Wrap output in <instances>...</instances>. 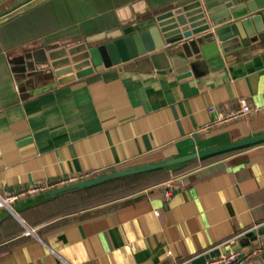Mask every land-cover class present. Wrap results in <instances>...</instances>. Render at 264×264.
Returning a JSON list of instances; mask_svg holds the SVG:
<instances>
[{
    "label": "crops",
    "instance_id": "1",
    "mask_svg": "<svg viewBox=\"0 0 264 264\" xmlns=\"http://www.w3.org/2000/svg\"><path fill=\"white\" fill-rule=\"evenodd\" d=\"M193 1L28 0L14 6L18 0H0V193L184 157L264 133V34L187 40L192 76L186 78L134 59L60 85L31 66L34 52L48 42L102 44L162 8ZM242 100L259 111L201 130L217 118L211 107L229 110ZM196 161L203 162L71 213L55 211L57 199L43 196L17 203V216L0 208V264H174L239 248L245 237L222 243L264 224V141L170 168ZM170 185L173 194L165 198ZM252 247L262 251L244 264H264V234Z\"/></svg>",
    "mask_w": 264,
    "mask_h": 264
},
{
    "label": "water",
    "instance_id": "2",
    "mask_svg": "<svg viewBox=\"0 0 264 264\" xmlns=\"http://www.w3.org/2000/svg\"><path fill=\"white\" fill-rule=\"evenodd\" d=\"M27 1L18 0L14 6ZM251 34L257 37L264 34V0H248L238 4L227 1L217 5L196 0L162 8L143 23L125 28L119 38L102 44L92 45L87 41L67 44L48 42L42 49L34 52V60L30 63L42 73L47 72L57 77L60 85L134 59L148 60L159 73H175L181 78H186L192 76V65L185 54L184 43L187 40L202 35L224 42L235 39L239 41L244 35ZM244 41L247 43L248 39ZM262 141L264 133L218 147H206L184 157L112 170L107 174L52 189L44 198L52 200L61 194L83 190L114 178L167 169ZM8 215L14 216L10 212ZM263 234L264 224L247 234L245 242L238 248H243L242 256L252 251V242ZM222 253H225V249L211 250L206 255L194 259L193 264H206L207 259Z\"/></svg>",
    "mask_w": 264,
    "mask_h": 264
},
{
    "label": "built area",
    "instance_id": "3",
    "mask_svg": "<svg viewBox=\"0 0 264 264\" xmlns=\"http://www.w3.org/2000/svg\"><path fill=\"white\" fill-rule=\"evenodd\" d=\"M212 113L217 112V118L210 124L204 126L201 130L208 131L209 129L215 126H222V124H226L229 122H234L240 120L244 117H250L251 115L257 113L259 109L253 107L248 101L242 100L240 106L237 108L229 109V110H217L214 107L209 109ZM94 177V174H90L87 176H71L65 179L55 180L52 182H41V183H33L31 185H27L24 187L17 188L13 192L5 191L4 193H0V208H5L7 211L12 213L13 215H18V211H16V204L21 202L22 200H26L28 198H33L39 196L41 194L48 193L52 191V189H56L59 187L71 185V183L83 181ZM173 194V188L171 185L165 191V198H170ZM263 226L257 225L253 228L245 229L243 232L232 236L228 240H226L222 245H225L226 242H237L241 241L247 234L254 229L257 230L259 227ZM262 249H256L246 253L242 256L243 248H233L225 252V254H220L217 257H211L206 260V264H244V258L249 255L260 254ZM210 252L206 251L203 254H200L196 257L187 258L185 261H181L174 264H192L193 260L197 257L206 255V253Z\"/></svg>",
    "mask_w": 264,
    "mask_h": 264
},
{
    "label": "rangeland",
    "instance_id": "4",
    "mask_svg": "<svg viewBox=\"0 0 264 264\" xmlns=\"http://www.w3.org/2000/svg\"><path fill=\"white\" fill-rule=\"evenodd\" d=\"M202 162L203 161H196V162L188 163L187 166L185 165L179 169H174V168L169 169L168 168L169 169L168 172L163 173V174L156 176V177H152L149 180H147V183L141 184L139 186H136V187L128 190L127 192H123V193H119V194H109V196H104L101 194H94V196L90 197V199L83 200V198L80 197V195H78L77 193H71V192L64 193V194H61V195L55 197L57 199V201L54 202L53 209L55 208L54 209L55 211L71 213L73 211H78V210H82L85 208H90V206L107 203L111 200H115V199H119V198H122L124 196H127L128 194L137 193V192L147 188V186H151V185L160 183L162 181H166V179L178 176L182 173H185V171L195 169L198 166H200ZM105 174H107V173H105ZM101 175H103V174H101ZM98 176H100V175H98ZM94 177H96V176H94ZM49 192H51V191H49ZM48 193L41 194L39 196L44 197ZM39 196H37V197H39Z\"/></svg>",
    "mask_w": 264,
    "mask_h": 264
},
{
    "label": "trees",
    "instance_id": "5",
    "mask_svg": "<svg viewBox=\"0 0 264 264\" xmlns=\"http://www.w3.org/2000/svg\"><path fill=\"white\" fill-rule=\"evenodd\" d=\"M166 172H168L167 169H162L149 171L147 173L128 175L127 177L114 178L102 184L93 185L83 190L71 191V193H77L83 198V200L90 199V197H93L94 194H101L104 196H109V194H119L127 192L128 190L141 184H145L150 178L159 176ZM101 174L103 173H96L94 176Z\"/></svg>",
    "mask_w": 264,
    "mask_h": 264
}]
</instances>
